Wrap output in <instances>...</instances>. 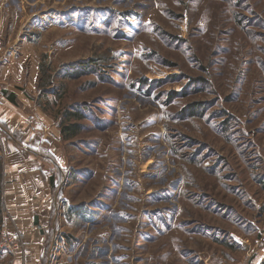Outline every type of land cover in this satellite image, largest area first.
Returning <instances> with one entry per match:
<instances>
[{
    "label": "rangeland",
    "instance_id": "rangeland-1",
    "mask_svg": "<svg viewBox=\"0 0 264 264\" xmlns=\"http://www.w3.org/2000/svg\"><path fill=\"white\" fill-rule=\"evenodd\" d=\"M0 46L36 117L0 124V264L23 133L54 181L41 230L18 226L42 264H264V0H0Z\"/></svg>",
    "mask_w": 264,
    "mask_h": 264
},
{
    "label": "crops",
    "instance_id": "crops-1",
    "mask_svg": "<svg viewBox=\"0 0 264 264\" xmlns=\"http://www.w3.org/2000/svg\"><path fill=\"white\" fill-rule=\"evenodd\" d=\"M7 51L9 50L3 49L2 53L6 54ZM2 58H0V61H2ZM12 58L10 55V59ZM8 67H10V64ZM5 70V67L1 69L2 74H5ZM2 79L3 77H0V80ZM5 81L3 79L5 98L0 100V124L3 125L5 130H13L14 127L17 128L19 125H23L22 123L25 121H30L29 119L36 120V117L30 116L24 111L27 106L29 107L32 104V101L21 97L19 92L13 89V74ZM17 104H19V107L16 106ZM22 130H24V126ZM20 139V141L14 143L13 138H11L4 146V182L1 201L3 216L7 224L4 231L9 235L22 239L21 234H19L21 224L24 222L27 226L28 220H30L32 226L34 216H38L41 223L40 216L47 214L46 210L50 209L53 202L52 187L54 181L51 183L52 176L43 179L41 173L38 172L41 164L27 149V146L33 143L30 134L23 133ZM42 140L44 141V138ZM23 235H25L23 236L24 244L19 252L12 253L14 258L12 264H42L43 236L40 233L38 234L40 238L35 235Z\"/></svg>",
    "mask_w": 264,
    "mask_h": 264
},
{
    "label": "trees",
    "instance_id": "trees-1",
    "mask_svg": "<svg viewBox=\"0 0 264 264\" xmlns=\"http://www.w3.org/2000/svg\"><path fill=\"white\" fill-rule=\"evenodd\" d=\"M83 65L80 66L78 65L77 67V70H74V72H81V71H84L85 69H87L90 65L88 63H82ZM14 101V99H13ZM14 103V102H13ZM65 118H74L75 120H81L82 119V112L81 111H78L76 110L75 113H65ZM78 126H64L63 128L60 129V136H61V139L67 141L69 139H71L73 136L76 135V133L78 132L76 130ZM71 131V132H69ZM51 183H53V178L51 177ZM75 215L77 216H80L81 214L79 212H77L76 210L73 211Z\"/></svg>",
    "mask_w": 264,
    "mask_h": 264
},
{
    "label": "built area",
    "instance_id": "built-area-1",
    "mask_svg": "<svg viewBox=\"0 0 264 264\" xmlns=\"http://www.w3.org/2000/svg\"><path fill=\"white\" fill-rule=\"evenodd\" d=\"M4 96V92L0 88V100L3 99ZM4 235V242L1 244L2 247H5L11 253L19 252L22 249V242L16 236L13 237L6 234Z\"/></svg>",
    "mask_w": 264,
    "mask_h": 264
},
{
    "label": "water",
    "instance_id": "water-1",
    "mask_svg": "<svg viewBox=\"0 0 264 264\" xmlns=\"http://www.w3.org/2000/svg\"><path fill=\"white\" fill-rule=\"evenodd\" d=\"M33 226L37 227L40 229V225H39V218L38 216H34L33 218ZM41 230V229H40ZM41 233L43 234V232L41 231Z\"/></svg>",
    "mask_w": 264,
    "mask_h": 264
}]
</instances>
